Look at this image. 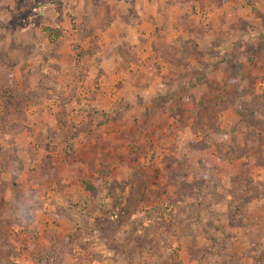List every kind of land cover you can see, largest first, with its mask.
<instances>
[{
	"label": "rangeland",
	"instance_id": "rangeland-1",
	"mask_svg": "<svg viewBox=\"0 0 264 264\" xmlns=\"http://www.w3.org/2000/svg\"><path fill=\"white\" fill-rule=\"evenodd\" d=\"M131 1L151 22L184 13L183 31L155 30V52L143 53L127 2L117 16L109 0H0V62L13 73L0 75V89L25 106L24 126L57 123L66 100L49 92L73 89L62 125H96L106 140L82 144L84 162L72 163L69 145L62 157L18 138L24 169L50 156L81 170V187L51 178V192L37 191L27 187L32 170L19 187L15 165L0 161V264H264V2L206 0L194 26L183 0ZM120 21L126 40L115 35ZM39 27L40 51L28 32ZM13 99L0 98L4 131L17 121Z\"/></svg>",
	"mask_w": 264,
	"mask_h": 264
},
{
	"label": "crops",
	"instance_id": "crops-1",
	"mask_svg": "<svg viewBox=\"0 0 264 264\" xmlns=\"http://www.w3.org/2000/svg\"><path fill=\"white\" fill-rule=\"evenodd\" d=\"M207 1L210 2L211 0H207ZM126 2H127L128 7L130 8L129 10L132 11L133 19H138V23H139V24H137L136 20L134 21L133 19H130V23L128 22V24H126V27H128L130 29H134L135 28V30H139V35L143 34V37H145V39L144 38L139 39L140 42L142 43L143 47L137 46V48L139 47L138 49L140 51H143V53L146 51L147 48H149L153 52H155V48H152V46H150L151 42H152L151 36H150V38H148L149 35L158 36V34L155 32V30L161 31V32H164V33L167 30V32L170 33L168 31V28H171L174 25V29L176 31H178L179 29H180V32L183 31V28H182L183 23H182V21L185 20L184 13H181L180 15H178L176 17V19L177 18L178 19L174 20V21L171 20L170 16H166L164 18L163 16L161 17L160 14L159 15L154 14V16H152V17H154L155 21L153 20L154 22H151L150 19L147 16L145 18L144 12L138 10L139 8H138L137 4L135 2H132L131 0H128V1L127 0H113V1L109 0V3H112V4H111V7H110V12H108L107 14L111 15L112 11L116 14V10H117L116 9L117 7H115L116 4H118V5L120 4V6H118V7L122 8V6L126 5ZM185 2H187V3H185ZM262 2H264V0H261V2L258 1V4L262 3ZM180 3L183 6L185 4L190 3L189 5H191V8L194 9L193 12H192V17H193V19L196 20V21L193 20V24H194V26H196L197 25V19L202 14L200 12L199 5H200V3H206V0H183ZM229 3H230V1H228V4ZM231 4H232V2H231ZM168 6H170V5L168 4ZM262 12H264V9H262ZM97 13H98L100 18L103 17L102 16V12H100V9L97 11ZM136 15H138L137 18H136ZM156 16L160 17V18L159 19L155 18ZM186 16H188V15H186ZM117 18H119V17H117ZM114 19L116 20V18H114ZM257 20H259V22L262 23V20L264 21V13L263 14L258 13V15L256 17V21ZM119 23L121 24V28H119V25H118V30L115 33V35L117 36L118 34L120 35L121 33H123L122 36L124 35V39L126 40V39L129 38V36L126 35L125 27L122 24V22L120 21ZM184 24H185V21H184ZM160 26L161 27L163 26V28L165 30L160 29ZM191 27H192V25H190V28L188 27L190 29L189 33L186 31V33L188 35L192 34ZM108 29H109V27H108ZM143 29L145 30V34L144 33H140ZM28 30H29L28 32L30 33L31 38H32V44H33L32 48L33 49L36 48L35 50H39L40 51L41 48L39 47L38 40H37V37H36L41 32L40 27L38 29L37 28L36 29L29 28ZM263 30H264V27H262L261 31H263ZM211 31L213 33H216L215 30H213V29H211ZM62 32L64 33V31H62ZM127 32H129V31L127 30ZM224 32H225V34H229L228 30H224ZM64 37H66V36H64ZM64 37H62V35H61V36L58 37V39L56 41L54 40L51 43L52 44L53 43L54 44L57 43L58 45H60L61 44L60 41L63 40ZM147 39H148V41H147ZM170 41H172V39ZM47 42H48V40H47ZM129 43L132 44V41H129ZM214 46H216V45H214ZM53 47H54L53 49H56L55 47H57V46L53 45ZM132 49H133V47H132ZM117 50H118V48H117ZM158 50H160V48H158L156 51H158ZM120 56H121V54H120ZM154 56H155V54L153 53V60H154ZM0 58H2V55H0ZM142 58L146 59L147 56L144 55V56H142ZM156 58L157 57H155V59ZM142 61L144 62V60H142ZM7 62H8V60H5V57H4V61L0 62V75L5 73V72H8L9 75L13 76V73L9 71L8 67H10V66H9V64ZM134 62L135 61L132 60V59H130L128 61L129 64L134 63ZM156 63L159 64V62H156ZM40 66H42V68H43L42 64ZM1 82L2 81L0 80V83ZM36 87H38V86H36ZM196 89H198V85L196 87H194L193 90H191V93H193V95H197V94L201 93L200 91H196ZM50 92H51V90H50ZM50 92H49V95H51V97L53 99L57 98L58 100H62V99L66 100L65 105H60V103H59L60 106L58 108L59 112L57 114V116H58L57 123L51 124L50 126L49 125L45 126V125L41 124L43 126V128L40 125H38V123H36V124L30 123L31 128H26L24 126V124H23L24 121L21 118L25 106L17 104L16 95L14 96V99L10 101L11 105H10L9 108L12 109L13 111H10L9 109L8 110L10 112H12L13 114L16 113V117H11V118H12L13 121L16 120V119H17V121L13 123L14 126L6 125L5 126V130L6 131H4V129H3L4 126L0 123V161L3 162V163H7L8 166H11L10 164H12V163L15 165V167L13 166V168H15V170L13 171L14 172L13 174L16 177H13V179L11 181L12 182H16L19 187H20V184H21V180L18 181L19 176H20L19 174H21L24 171H27L28 175H30L29 170H32V173H33V179H30L28 181V183H29L28 185L29 186H27V187H29V188L34 187V189H36L37 187L39 189L43 188L44 191L47 190V189H48V191H50L51 190L50 188H52L54 186L53 183L55 184V182L52 181L51 178H54V179L58 178L59 179L58 181H56V184H57L56 186L59 187L60 189L64 188V190H65V188L68 186V182H72L76 186L81 187L80 186L81 183L79 181V178H81V173H82L81 170H79V169L75 170L73 167H70L69 163H67V162L63 164L64 165V169H59V166H57L58 165L57 164L58 161L56 162L55 158L50 157V156H45V159L43 158L44 160L40 159V157H38L36 159H35V157L34 158H30V160H27V163H29L30 167H25V169H24V163L26 162L25 161L26 158L24 157L23 154H21V152L25 151L24 150L25 144L24 145L23 144H19L20 143L19 142L20 140L18 139L19 137H22V136H25V135L31 137L30 140H28V142L26 143L29 146L28 148H31V147L36 148V146L43 147L44 150L47 151L48 153L58 152L59 155L64 154L65 153V150H64L65 146L69 145V146H71L72 150H74V151H71L72 154L71 153L70 154L69 153L68 154L65 153L66 156H68V157H65V158L68 159L70 157L72 159V161H70V162H72V163L74 161L73 159H78V160L84 162L83 159L80 158V156L78 154L82 144H85V146L93 147L94 144H97L98 141H100V139H101V141L102 140L106 141L105 137H104L105 135L102 132L103 128H101L99 130L96 125H93L90 128H87V126H83L85 123L83 124L82 121L80 123L77 122V124H75V125H71L70 122H69V124L66 123L65 125H62L63 123H61V121L63 120V118H61V115L62 116L64 115V110L66 111V115L65 116L67 117V119L69 117L68 110L66 108V103L71 102L72 100H77V97L79 95V94L76 95L75 90L70 89L69 92H67L66 95H63L61 93H57V91H56L55 92V96L53 95V93L50 94ZM158 95H160V94L158 93ZM96 96H97V94H96ZM152 98L154 99L155 97L151 96V99ZM79 105H81V104H78V106ZM143 105H146V104L144 103ZM98 106H99V104L96 105V107H98ZM146 111H147V109L145 107L143 109V112H146ZM170 112H171V108H170ZM166 114L167 113H164V115H166ZM81 116L82 115H80L79 117H81ZM71 117L72 116H70V118ZM70 121H73V120H70ZM5 123H8V122L6 121ZM36 125L40 126L42 129H44L43 130L44 131L43 135H41L42 132L39 134L38 131L41 128H37ZM90 129L91 130L93 129V132H94L96 137L93 135V132ZM100 133H101V135H100ZM62 157H63V155H62ZM59 161H62V159L60 158ZM44 162H46L47 165L42 167L41 163H44ZM99 162H100V160H99ZM22 164H23V168L20 167V165H22ZM65 164L66 165L68 164L67 167L65 166ZM3 169L5 170V168H2V165H0V170H3ZM41 174H43L45 177L42 176ZM42 177L48 179L47 181H49L51 183L48 186H46V187L44 185H41L42 182H39V181H42ZM37 178H38V181L36 180ZM90 178H92L91 175H90ZM36 181H37V183H36ZM34 184H36V185H34ZM45 188H47V189H45ZM30 191H32V190H30ZM47 195H48V193H47ZM48 199H51V198H48Z\"/></svg>",
	"mask_w": 264,
	"mask_h": 264
},
{
	"label": "trees",
	"instance_id": "trees-1",
	"mask_svg": "<svg viewBox=\"0 0 264 264\" xmlns=\"http://www.w3.org/2000/svg\"><path fill=\"white\" fill-rule=\"evenodd\" d=\"M129 59H131L130 58V56H129ZM9 77H11V75L9 76ZM196 84H198V83H201V81H200V79H198V80H196V82H195ZM9 88V90H7L6 88H4V90L2 89H0V98L5 102V101H8V100H10V99H12V98H14V96L12 97V95L11 94H15V91L14 90H10V87H8ZM16 95V94H15ZM200 95V94H199ZM200 97V96H199ZM193 100H194V98L193 97H191ZM200 104H202V102H199ZM172 112H178V108L176 109V107H175V109H172L171 110Z\"/></svg>",
	"mask_w": 264,
	"mask_h": 264
}]
</instances>
